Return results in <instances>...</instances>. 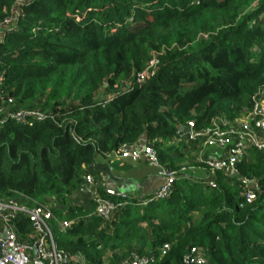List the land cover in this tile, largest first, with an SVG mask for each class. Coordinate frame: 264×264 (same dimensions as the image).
I'll return each mask as SVG.
<instances>
[{"label":"trees","instance_id":"trees-1","mask_svg":"<svg viewBox=\"0 0 264 264\" xmlns=\"http://www.w3.org/2000/svg\"><path fill=\"white\" fill-rule=\"evenodd\" d=\"M16 1L0 0V23L18 15L0 39L1 98L56 115L62 126L30 119L0 126V201L62 205L53 210L68 229L49 228L58 250L84 264L134 256L181 264L192 246L207 264H264V151L252 149L235 165L258 183L250 203L238 178L218 172L211 188L190 171L168 197L130 200L109 221L86 194L85 205L71 198L122 145L144 139L160 166L179 170L198 157L191 143H173L187 122L204 130L248 114L264 87V0H30L18 8ZM151 60L155 76L122 93ZM13 223L20 239L34 234L25 217Z\"/></svg>","mask_w":264,"mask_h":264},{"label":"built area","instance_id":"built-area-1","mask_svg":"<svg viewBox=\"0 0 264 264\" xmlns=\"http://www.w3.org/2000/svg\"><path fill=\"white\" fill-rule=\"evenodd\" d=\"M28 1L30 0H17L18 5L16 7L18 8ZM17 18V12L12 11L11 15L0 23V39H2L3 33L12 27ZM155 64L156 61L151 60L146 68L137 73L131 80L124 82L120 91L122 93L131 91L133 88L141 86L147 79L154 77L157 72ZM29 119L40 123L50 121L57 127L62 126L57 121L56 115L42 112L39 109L20 108L13 105L12 99H2L0 94V126H4L10 121L22 122ZM65 128L73 134L68 125ZM203 139L205 147L223 151L218 152L214 157L200 160L199 163L206 166L210 172L206 185L211 188L215 187L214 175L218 172L230 179L238 178L242 184L241 197L246 203L253 201L258 192V183L256 180L240 177L235 165L252 149L264 151V87L254 96L248 114L237 123L215 119L211 127L196 130L194 123L190 121L176 131L174 137V141H178V143H194ZM113 155L120 160H143L158 169V174L163 182L156 193L136 199L142 205L155 199L168 197L176 181L185 176V173L187 174L185 167L179 170H168L160 166L157 153L146 141L144 144L122 145ZM84 179L83 193L89 196L95 205V214L104 221H109L117 211L123 209L130 202L128 195L124 192L105 186V174H100L96 180L90 174L86 175ZM98 189H103L108 197H114L115 200L101 197ZM53 209L64 211L65 208L59 203L50 202V205H40L33 209H27L15 200L0 201V264H84L81 255L70 256L58 250L49 225L54 222L58 231L65 232L70 222L67 220L60 222ZM19 216L25 217L31 223L33 235H28L22 239L19 238L18 234L16 235V227L13 222ZM168 250L169 245L165 244L161 247L160 254L165 255ZM153 262L154 259L151 257L138 258L134 256L131 261L124 260L119 264H153ZM181 264H207V259L202 249L192 246L181 257Z\"/></svg>","mask_w":264,"mask_h":264},{"label":"crops","instance_id":"crops-1","mask_svg":"<svg viewBox=\"0 0 264 264\" xmlns=\"http://www.w3.org/2000/svg\"><path fill=\"white\" fill-rule=\"evenodd\" d=\"M214 150L217 153L223 152L217 149ZM172 156H175V154H173ZM211 157L214 156L208 155V158ZM98 164L101 168L99 173L103 175L105 174V186L107 188L115 189L116 191L124 192L128 195L130 200H136L138 197H145L155 193L160 188L161 183L163 182L160 177L156 175L155 168L143 160L132 161L130 159H114L112 162H98L97 165ZM193 168L195 169H190L189 167H187L186 172L188 173L190 171L192 175L198 177L199 167L194 166ZM201 169L207 172L205 168ZM202 173L205 174L204 172ZM189 175L190 174H187V176L185 177H190ZM82 204H86L84 200L79 201V205Z\"/></svg>","mask_w":264,"mask_h":264},{"label":"rangeland","instance_id":"rangeland-1","mask_svg":"<svg viewBox=\"0 0 264 264\" xmlns=\"http://www.w3.org/2000/svg\"><path fill=\"white\" fill-rule=\"evenodd\" d=\"M254 1H257V0H254ZM251 7H253V5L252 6H250V10H251ZM205 38V37H204ZM239 120H241V119H238V120H236V121H234L235 123H237ZM244 122V121H243ZM240 124V123H239ZM238 130L240 131V128L238 127ZM175 145H180V143H178V141H174L173 142ZM183 145H184V142H181ZM203 143H204V139L203 140H198V141H196V142H194V143H191V144H189L190 145V153L191 152H193V150H196V152H197V154H198V157L197 158H194V159H191L192 161H190V162H187L190 166H189V168L190 169H195V168H193L194 166L196 167L197 165H199V162H200V160H204L205 158H207V156L206 155H212V156H215L216 154H217V152L213 149V148H208V147H205V145H203ZM187 148V146H185L183 149H182V151L183 152H185V149ZM191 148H195V149H191ZM205 151V152H204ZM206 153V154H205ZM193 154H194V152H193ZM203 155H205V157L203 158ZM202 168H204V165L203 166H201ZM201 167L199 166V170H198V177H197V180L198 181H201V182H204V181H206V180H208V174H207V172H205V171H203L202 169H201ZM206 167V166H205ZM182 168V167H181ZM207 168V167H206ZM208 169V168H207ZM202 172H204L205 174H203ZM155 173H156V175H158V177H160L159 176V174H158V169H156L155 168ZM188 174V173H187ZM187 174L185 175V176H187ZM201 174H203V175H201ZM185 176H183V177H185ZM160 179L162 180V178L160 177ZM187 179V178H186ZM192 179H196V177L195 178H192ZM190 181V180H189ZM158 191V190H157ZM156 191V192H157ZM155 192V193H156ZM72 198V201L74 202V203H79V201H82V200H87L86 199V197H85V194L84 193H80L79 191L74 195V196H72L71 197Z\"/></svg>","mask_w":264,"mask_h":264},{"label":"water","instance_id":"water-1","mask_svg":"<svg viewBox=\"0 0 264 264\" xmlns=\"http://www.w3.org/2000/svg\"><path fill=\"white\" fill-rule=\"evenodd\" d=\"M139 143H140V144H143V143H144V139H141V140L139 141ZM2 236H4V234H2Z\"/></svg>","mask_w":264,"mask_h":264}]
</instances>
